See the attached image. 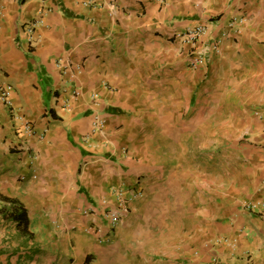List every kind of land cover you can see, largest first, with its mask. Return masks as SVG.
<instances>
[{
  "label": "crops",
  "instance_id": "1",
  "mask_svg": "<svg viewBox=\"0 0 264 264\" xmlns=\"http://www.w3.org/2000/svg\"><path fill=\"white\" fill-rule=\"evenodd\" d=\"M234 18L243 19L238 31L229 26ZM199 24L209 30L194 49L176 37ZM193 54L197 66L189 65ZM240 55L254 64L248 74L258 85L248 98L251 149L227 167L209 213L199 212L196 233L205 237L197 248L181 261L142 264H264V211L242 207L264 199V0H0V83L11 101H0V261L98 264L91 255L125 241V224L148 190L145 174L162 176L163 168L133 160L138 93L162 74L169 99L178 91L187 109L184 76H215ZM177 67L187 70L173 77ZM204 91L196 89V102ZM131 190L137 195L127 202L140 197L126 216L118 193ZM11 199L26 209L25 231L3 214ZM115 210L112 228L107 213Z\"/></svg>",
  "mask_w": 264,
  "mask_h": 264
},
{
  "label": "rangeland",
  "instance_id": "2",
  "mask_svg": "<svg viewBox=\"0 0 264 264\" xmlns=\"http://www.w3.org/2000/svg\"><path fill=\"white\" fill-rule=\"evenodd\" d=\"M238 58V63L229 59L227 69L218 66L215 76L206 72L201 79L188 81L190 74L185 75L188 97L192 95L187 109L179 107L178 91H172L169 99L162 74L154 81L149 78V90L138 93L132 157L141 167H163L162 176L149 177L154 171L145 174L148 190L125 224V241L108 243L100 253L91 255L95 262L118 264L122 259L127 264L136 260L142 264L147 258L158 263L170 257L181 261L190 248H197L204 240V235L196 233L199 212L209 213L214 188L226 182L227 167L239 166L235 162L245 159L244 150L252 142L248 114L254 103L249 104L248 98L252 95L249 91L258 85L248 74L254 64L250 65L246 56ZM182 70L187 69L177 67L173 77ZM210 85L216 90L207 92ZM202 87L203 101L196 102V89ZM139 197L125 202L122 210L126 216Z\"/></svg>",
  "mask_w": 264,
  "mask_h": 264
},
{
  "label": "built area",
  "instance_id": "3",
  "mask_svg": "<svg viewBox=\"0 0 264 264\" xmlns=\"http://www.w3.org/2000/svg\"><path fill=\"white\" fill-rule=\"evenodd\" d=\"M242 21H243L242 18H234L230 21L229 26L231 28H234L235 31H238L239 30L238 25L242 23ZM208 30L209 29L207 25L199 24L190 29H187L183 33H177L176 37L179 38L182 42L191 44L192 49H194V44L197 43V41L200 40L204 35H206ZM217 47H218L217 44L214 43L213 49H217ZM201 62H202L201 56L198 54H193V56H191L189 60V65L197 66ZM0 101L7 106L11 105L10 95H9V86L5 85L4 83H0ZM98 119H96V121L93 123L94 129L101 128L102 121ZM23 127L26 133L30 135L36 133L34 127L28 121L24 122ZM22 179H24V177ZM135 195L137 194L132 190L130 191V193H128V195H125V196L123 195L122 192H119L118 193L119 205L123 206L127 200L131 199ZM242 207L243 209L247 210L250 213L258 214V215L262 214V212L264 211V199L247 200L242 204ZM107 219L109 220V224L111 225V227L114 228L119 222L118 211L115 210V211L108 212Z\"/></svg>",
  "mask_w": 264,
  "mask_h": 264
},
{
  "label": "trees",
  "instance_id": "4",
  "mask_svg": "<svg viewBox=\"0 0 264 264\" xmlns=\"http://www.w3.org/2000/svg\"><path fill=\"white\" fill-rule=\"evenodd\" d=\"M7 201L10 202V205L8 209L3 211L5 218L12 220L13 222H16L17 226H19L23 231H25L28 225L26 209L16 200L11 199ZM0 264H11V263L9 261L7 262L0 261Z\"/></svg>",
  "mask_w": 264,
  "mask_h": 264
}]
</instances>
